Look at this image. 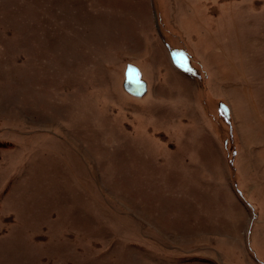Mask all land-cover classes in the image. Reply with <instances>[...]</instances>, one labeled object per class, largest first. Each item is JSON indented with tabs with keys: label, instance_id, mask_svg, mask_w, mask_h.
<instances>
[{
	"label": "rangeland",
	"instance_id": "rangeland-1",
	"mask_svg": "<svg viewBox=\"0 0 264 264\" xmlns=\"http://www.w3.org/2000/svg\"><path fill=\"white\" fill-rule=\"evenodd\" d=\"M246 107L264 0H0V264H264Z\"/></svg>",
	"mask_w": 264,
	"mask_h": 264
},
{
	"label": "crops",
	"instance_id": "crops-1",
	"mask_svg": "<svg viewBox=\"0 0 264 264\" xmlns=\"http://www.w3.org/2000/svg\"><path fill=\"white\" fill-rule=\"evenodd\" d=\"M261 108L258 107L256 108V111L259 113L257 117L253 119V114L255 113L254 108H249L246 107L244 108L243 111L237 110V114L235 113V117H237V128L238 132H240V138L241 142L240 143V150H238V168L239 169H247V168H252V169H262L264 168V163H259L257 164L255 161L252 162V164L247 165L244 160L245 157L244 155L246 153L252 152L255 154L256 151V146L261 145L264 143V111H260ZM233 112V111H232ZM234 116V113H233ZM233 116L232 119H233ZM253 120H256L258 122L257 124V132L259 134V137L255 135V132L252 131V129L255 128V125H251V122H254ZM241 162V163H240ZM257 164V165H256Z\"/></svg>",
	"mask_w": 264,
	"mask_h": 264
},
{
	"label": "water",
	"instance_id": "water-1",
	"mask_svg": "<svg viewBox=\"0 0 264 264\" xmlns=\"http://www.w3.org/2000/svg\"><path fill=\"white\" fill-rule=\"evenodd\" d=\"M123 87L128 93L135 96H141L145 92L144 83L136 78L126 80Z\"/></svg>",
	"mask_w": 264,
	"mask_h": 264
}]
</instances>
